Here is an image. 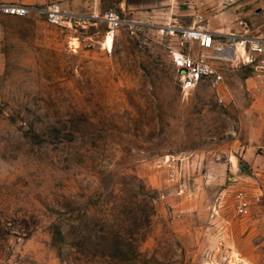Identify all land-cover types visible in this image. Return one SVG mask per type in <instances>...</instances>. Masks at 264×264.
Masks as SVG:
<instances>
[{
    "label": "rangeland",
    "instance_id": "rangeland-1",
    "mask_svg": "<svg viewBox=\"0 0 264 264\" xmlns=\"http://www.w3.org/2000/svg\"><path fill=\"white\" fill-rule=\"evenodd\" d=\"M217 1L264 37V0ZM83 22L0 16V264H264V68L183 92L163 23Z\"/></svg>",
    "mask_w": 264,
    "mask_h": 264
},
{
    "label": "built area",
    "instance_id": "built-area-1",
    "mask_svg": "<svg viewBox=\"0 0 264 264\" xmlns=\"http://www.w3.org/2000/svg\"><path fill=\"white\" fill-rule=\"evenodd\" d=\"M30 14L44 15L49 23L56 25L78 24L85 20L81 16L61 11L55 4L37 7L18 3H0V16L24 17ZM100 19L105 23L108 32H114L122 27L134 30L140 25L138 21L126 17L115 8L106 10ZM238 24L239 29L227 34L194 26L167 24L162 27L177 39L175 45L170 46L169 54L183 92L200 82L217 88L223 80L220 68L222 62L234 63L241 59L246 64H259L264 68V37L250 34L245 22L239 21ZM193 44H197L198 51L193 50ZM238 47L242 49V53L237 51ZM234 199L236 213L240 216L247 215L250 202L246 192L238 189L234 193Z\"/></svg>",
    "mask_w": 264,
    "mask_h": 264
},
{
    "label": "crops",
    "instance_id": "crops-1",
    "mask_svg": "<svg viewBox=\"0 0 264 264\" xmlns=\"http://www.w3.org/2000/svg\"><path fill=\"white\" fill-rule=\"evenodd\" d=\"M170 0H0V3H18L23 5H34L37 7H45L50 4H55L58 8L68 14L81 16L88 20L87 23L82 24V27L76 26L71 28L70 37L77 40L80 44L83 40L100 39L102 46L104 40L111 34L114 40V32H108L105 23L100 19V16L108 9L115 8L121 11L126 17L138 21L140 24L146 21H157L164 24L170 21H175L176 26L183 27H201L209 31L220 32L223 34L231 33V29H237L234 23L227 21L223 13L211 15L218 4L217 0H191V5L184 7L180 3L184 0H174L177 5L172 7L169 11ZM173 1V0H171ZM175 8L176 17L173 13ZM208 14L210 15L209 22L205 25H198L195 21L192 24L184 23L180 20L178 14ZM246 13V12H241ZM104 24V29H98V25ZM78 27V28H77ZM93 28V33L88 34L87 29ZM107 48V47H106Z\"/></svg>",
    "mask_w": 264,
    "mask_h": 264
},
{
    "label": "bare ground",
    "instance_id": "bare-ground-1",
    "mask_svg": "<svg viewBox=\"0 0 264 264\" xmlns=\"http://www.w3.org/2000/svg\"><path fill=\"white\" fill-rule=\"evenodd\" d=\"M111 40H112L111 37H107L106 42H104V46L110 48L111 47ZM237 51L242 53V49L240 47L237 48ZM233 264H235V263H233Z\"/></svg>",
    "mask_w": 264,
    "mask_h": 264
}]
</instances>
